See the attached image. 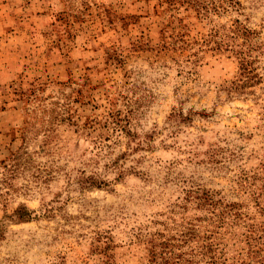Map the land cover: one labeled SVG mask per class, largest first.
I'll return each mask as SVG.
<instances>
[{
	"label": "rangeland",
	"instance_id": "1",
	"mask_svg": "<svg viewBox=\"0 0 264 264\" xmlns=\"http://www.w3.org/2000/svg\"><path fill=\"white\" fill-rule=\"evenodd\" d=\"M176 1L0 0V264H264V0Z\"/></svg>",
	"mask_w": 264,
	"mask_h": 264
},
{
	"label": "trees",
	"instance_id": "2",
	"mask_svg": "<svg viewBox=\"0 0 264 264\" xmlns=\"http://www.w3.org/2000/svg\"><path fill=\"white\" fill-rule=\"evenodd\" d=\"M176 4L186 5L187 9L192 8L198 15L206 18L211 13L224 14L231 10L241 14L242 10V4L239 0H177ZM220 35V32H216L214 36ZM217 45L218 48L229 50L236 55L239 60L240 74L242 78L247 80L253 79L252 73L254 72V69L252 65L254 53L264 55V38L262 37L261 31L248 28L239 21H236V23L228 29V33L224 35V37H220V40L217 41ZM245 86L246 82L242 85L237 84V88L239 89L244 88ZM22 97L23 98H21L20 101H31V97H28L23 93ZM20 150L21 151L12 153L7 161L1 163L2 172H0V174L2 175V184H8L10 180H13L14 175L19 170L23 158L25 160L28 153L25 151V148ZM8 218L27 222L33 219V211L26 205H22L15 210L13 215L8 216ZM166 264H168V262H166Z\"/></svg>",
	"mask_w": 264,
	"mask_h": 264
}]
</instances>
